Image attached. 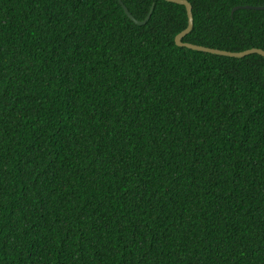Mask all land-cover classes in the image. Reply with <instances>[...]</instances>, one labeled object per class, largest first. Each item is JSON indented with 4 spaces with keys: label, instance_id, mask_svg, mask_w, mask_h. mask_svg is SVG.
<instances>
[{
    "label": "trees",
    "instance_id": "trees-1",
    "mask_svg": "<svg viewBox=\"0 0 264 264\" xmlns=\"http://www.w3.org/2000/svg\"><path fill=\"white\" fill-rule=\"evenodd\" d=\"M182 42L264 51V0H186ZM0 0V264H264V59L175 46L164 0Z\"/></svg>",
    "mask_w": 264,
    "mask_h": 264
},
{
    "label": "water",
    "instance_id": "water-1",
    "mask_svg": "<svg viewBox=\"0 0 264 264\" xmlns=\"http://www.w3.org/2000/svg\"><path fill=\"white\" fill-rule=\"evenodd\" d=\"M164 1L169 2V3H174V4H177V5H181V6H183L185 8V11H186L187 26H186V28L183 31H181L180 33H178L174 37L175 46L180 47V48H186V49H189V50H192V51L208 53V54H211V55L223 56V57H228V58L240 59V58L246 57L248 55L257 54V55L261 56L264 59V51L261 50V49L252 48V49L244 50V51H241V52H228V51H223V50H218V49H211V48H207V47H203V46H198V45H193V44H190V43L182 42V39L191 32L192 27H193L192 7L186 0H164ZM118 2L121 5L124 14L135 25L143 26V25L146 24V22L150 18L152 9L149 11L148 15L146 16V18L144 20L137 21L130 15V13L128 12L127 8L123 5L121 0H118ZM240 9H242V10L243 9L244 10H264V6H237V7H234L231 10V15L233 14L234 11L240 10ZM263 77H264V70H263Z\"/></svg>",
    "mask_w": 264,
    "mask_h": 264
}]
</instances>
